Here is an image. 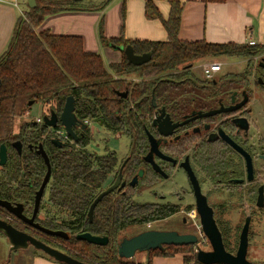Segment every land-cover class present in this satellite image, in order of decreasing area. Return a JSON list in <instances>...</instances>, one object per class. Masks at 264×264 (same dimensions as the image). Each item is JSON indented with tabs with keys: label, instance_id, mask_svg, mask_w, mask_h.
<instances>
[{
	"label": "trees",
	"instance_id": "obj_1",
	"mask_svg": "<svg viewBox=\"0 0 264 264\" xmlns=\"http://www.w3.org/2000/svg\"><path fill=\"white\" fill-rule=\"evenodd\" d=\"M111 1L103 0L98 6L78 8V3L72 0H36L34 8L19 16L9 45L0 56V147L5 144L8 148V162L0 166V199L13 204L32 203L34 191L47 173L42 156L35 150L44 145L52 166L49 184L51 204L45 207V211L61 217L62 223L55 224L51 220L41 224L48 229L67 231L73 236L70 240L51 237L60 242V250L64 249L67 254L88 264H153L154 256L174 257L177 254L184 255V264H201L196 258L195 245L167 246L164 251H151L146 263L120 258L118 249L123 233L135 226L164 221L179 213L180 206L172 203L139 204L132 194L116 191L97 205L90 221L89 209L117 167L116 154L101 157L85 152L82 148L90 140L89 133L79 140L81 149L58 148L50 142L49 128L33 120L21 124L17 133L14 131L17 121L30 113L34 104L42 103L59 113L67 99L73 97L80 120L103 122L109 132L129 136L133 151L143 133L140 124L152 113L153 97L158 106L171 113L184 112L193 99L184 100L183 93H197L200 87L207 88L211 104V99L227 84L226 77L232 76H221L219 81L217 78L200 80L192 70L196 60L238 57L252 61L264 53V45L181 40L183 3L179 0H169L171 11L168 20L158 10L156 0H145L146 17L162 21L169 34L167 41L127 40L123 36L108 39L104 34V21L100 22L98 31L103 46L130 45L138 55H152L151 62L142 66L129 64L124 52L120 63L106 66L99 53L84 49L81 37L38 31L50 15L75 10L102 11ZM205 1L221 3L225 0ZM249 65L252 67V62ZM260 70L264 72L258 68V72ZM236 76L243 80V74L233 77ZM259 76L264 81V75ZM133 78L142 81L135 82ZM119 92H128V96L121 98ZM19 141L23 143L21 154L13 146ZM219 155L221 149L218 144H211L206 175L214 182L221 176L217 164L220 159L216 161ZM132 166L136 168L138 162L134 160ZM130 167L126 172L132 176L135 170ZM0 218L14 219L1 207ZM13 224L19 229L16 223ZM219 228L225 243L226 233L221 225ZM86 232L107 236L110 241L106 246H95L75 237ZM225 247L228 250L226 243Z\"/></svg>",
	"mask_w": 264,
	"mask_h": 264
},
{
	"label": "flooded vegetation",
	"instance_id": "obj_2",
	"mask_svg": "<svg viewBox=\"0 0 264 264\" xmlns=\"http://www.w3.org/2000/svg\"><path fill=\"white\" fill-rule=\"evenodd\" d=\"M246 60L250 61L249 59H246ZM249 64L250 63L248 62V64L246 65V72L243 74L244 75L243 80L242 78H238L237 76H236L237 78L233 77L235 74L229 73L228 71L222 75L223 77L225 75L232 74V76L226 77L227 84L225 85V87H223L222 90H220L219 93L216 94L214 97L212 96L213 98L211 99L212 100L211 104L209 103V98L211 97L210 92L207 90V88H204V87H200L197 93H194L196 91L194 92L186 91L185 93L181 95L183 96L184 100H188L189 98L193 99L192 104H190L187 110L184 112L176 111V112L171 113L165 107L158 106L156 99L153 97L152 113H150L149 116L143 120V123L140 124L143 130V133H142L140 140L138 141V146L136 147L137 149L135 148L132 151L131 139L129 136L123 133H114V134H117L118 136L125 135L130 140V151H129L130 156L123 163L120 162V159H118V156H117L118 154L114 150H110L107 148L104 154L99 155V153L93 149V146H92L93 134H92L91 127L95 125H99V126H102L106 130V132H109L106 129L107 125L104 124L103 122H97V121H93L89 119L82 121L76 115L78 119V123L76 125H73L74 126L73 130L76 135V138H75L68 134L67 130L62 125L59 119L55 128L48 127L49 132H51L50 142L51 144H53L52 142L53 139H59L60 142L63 144V146H57L53 144L54 146L58 148H62V149L64 148L67 150H71L73 148L81 149L79 140L82 137H84L87 133H89L90 140L88 144L82 148L84 149L85 152L91 155L101 156V157L108 156L109 154L115 153L117 162H118L117 167L115 171L109 176L107 182L104 184L103 191L111 187L117 181L118 177L121 176V182L116 191H123L125 193L130 194V191H132V189H136L138 187L144 186L141 192L139 193L141 194L144 190L152 189L155 186H160V185L163 186L167 181H169L172 178V176L176 172L182 171L185 174L187 181H188V188L185 190H190L191 188L190 192L194 196L195 203H196V198L194 195L193 184L190 180L188 172L185 170V168L182 167V164L186 163L187 161L189 162L190 167L192 168L193 172L195 173L197 179L200 182L201 189L203 192V187H202L203 182H201L199 175L200 174L206 175V173H208L209 165H210L208 161L210 159L209 153L211 150V144H218V147H220L221 149V155L217 157L216 161L220 159V162L217 164L219 165V168L221 169L220 171L221 176L218 177L217 183L221 186H224L228 190L243 189L244 191H247V192L250 191V194H253V182L255 181V179L254 181L253 179L249 180L247 159L240 152H238L231 144L227 143L219 133V131L222 130L227 136L231 138V140H233L237 145L243 148L250 155L251 160H252V165H254V170H255L256 168L255 160L256 159L253 156V144H252L253 107L251 106V104H252L253 99H252V95H251V92L249 91V86H248L249 85L248 83L253 75H251ZM259 68L264 70V61L259 63ZM222 71H223V68H222ZM220 77L218 78V81ZM137 79L138 81H136L135 79H133V81L135 82L142 81L140 78H137ZM203 79L206 81L204 77ZM261 86H264V85H261ZM119 96L121 98H126L128 96V92H119ZM245 98L248 99L247 103L238 111H235V112L222 111L221 113L213 117L200 116V114H204L212 110H219L222 107L224 109H227L229 107L236 106L240 104L241 102H243ZM163 108L165 109L166 114L170 116L172 123L179 124L180 126V127H177L174 130V133L169 137H165L159 132L158 126H160V124L158 122L156 124L154 123V120L161 115L160 111ZM51 111H50V115H51ZM62 112L63 110L59 113L57 112L56 113L58 114V116H61ZM242 119H247L248 124L246 125V123L242 122L241 121ZM39 125L42 126L45 124L41 123ZM245 126H249L248 131L245 130ZM149 134L152 135L157 141L159 153L161 154V155H158L154 153L153 155L154 162L159 167L160 171H156L153 165L150 162L146 161L145 159L151 150V141L149 138ZM38 148L35 149L37 152H38ZM30 149H33L31 145H30ZM162 156L167 157L169 159L163 158ZM134 160L138 162V166L136 168L133 166L130 167L132 163L134 162ZM129 167L135 170V173L132 176H129V174H127L126 172V170ZM140 171L143 172V175L139 177L138 179L139 182L135 186H131V182L133 178L139 175ZM207 180L211 181L210 178H208ZM43 181H44V177H43V180L40 186L36 188L34 191V198H33L32 203H30L29 205H26L23 202V204L25 205V215H27L29 218L33 216L36 192L40 189ZM50 181L43 194L39 212L35 219V221L39 223L41 226H43L41 224L42 222L45 223L51 220L52 221L54 220L55 224L62 223L61 217L54 215L52 212L47 213L45 211V207L46 206L49 207L51 204L49 201ZM124 182H126V186L123 189H121V186ZM136 195H133L134 198L136 197ZM160 200H161L160 203H170V202H167L166 196H160ZM257 201H258V197H257ZM208 202H209V199H208ZM172 204H175V203H172ZM256 207H257V202H256ZM258 209L261 210V209H264V207L258 208ZM196 211H197V208H196ZM41 213L44 214V217L40 216ZM214 216H215V210H214ZM248 218H250L251 223H252V220L253 222L254 220H256V217H254L253 219V214H252L251 216H247L245 218V223ZM12 221H14V223L15 222L21 223L22 227H20L17 224L20 230L27 232L28 234L36 237L37 239L41 241L43 240L46 241L47 244L53 247L51 242L47 241V239L49 240L53 239L51 238V236L45 235L44 233L32 228L31 226H28L27 224L17 219H13ZM216 221H217V224L220 226V222L218 221V219H216ZM159 222H163V221H159ZM251 223H250V232H251ZM250 232H249V240H250ZM240 235H241V232L239 234V238H240Z\"/></svg>",
	"mask_w": 264,
	"mask_h": 264
},
{
	"label": "crops",
	"instance_id": "obj_3",
	"mask_svg": "<svg viewBox=\"0 0 264 264\" xmlns=\"http://www.w3.org/2000/svg\"><path fill=\"white\" fill-rule=\"evenodd\" d=\"M102 1L74 2L78 3V8H89L100 5ZM179 1L183 3L179 31L181 40L264 45V0H225L221 3H207L205 0ZM155 4L163 18L168 20L171 11L169 0H156ZM145 5V0H112L102 11H66L46 17L38 31H48L53 35L79 36L84 41V49L99 53L106 66H109L120 63L123 56L121 51L102 45L98 31L102 20L104 34L108 39L121 36L127 40L140 41L169 39L162 21L149 20L146 17ZM30 9L29 0H0V56L9 45L19 16ZM40 104L43 109L46 107ZM0 246L5 248L3 256L11 251V244L5 236H0ZM48 257L41 252L35 253L32 255L33 264H62ZM149 258V253H142L136 263H146ZM161 258H164L165 264H184L183 254L174 257L154 256L152 263L158 264L157 260ZM3 261L0 258V264Z\"/></svg>",
	"mask_w": 264,
	"mask_h": 264
},
{
	"label": "rangeland",
	"instance_id": "obj_4",
	"mask_svg": "<svg viewBox=\"0 0 264 264\" xmlns=\"http://www.w3.org/2000/svg\"><path fill=\"white\" fill-rule=\"evenodd\" d=\"M103 55V54H102ZM264 59V53L255 57L252 61H247L243 58L238 57H221L213 58L207 57L195 61V67L193 70L194 74L200 79L204 80L202 76L201 65L207 62H222L223 71L217 76V79L222 76L225 72L232 74H244L246 72V65L248 62H252L250 67L252 78L249 81V91L252 95L253 107V156L255 157V181L253 182V194L250 191H244L243 189H231L228 190L224 186L219 185L217 182L209 181L208 176L200 174L199 178L203 182V192L208 196L210 205L215 210V217L220 222L221 227L225 235V243L227 244L228 250L231 253L236 254L239 246V234L245 223V218L253 214L250 232V245L248 249L247 258L249 261L254 263L264 262V209H258L256 207L258 188L264 185V86L259 85V74L264 75V72L260 70L258 72L259 63ZM246 60V61H245ZM226 64V65H225ZM136 81L138 79L133 78ZM50 107L46 106L44 109L40 103L32 106L29 115H26L20 121H17L15 125V133L19 131L20 125L24 122H30L35 120L37 117L42 116L43 118L50 113ZM93 149L102 155L106 152V149L114 150L117 152L118 159L123 163L130 156V140L127 136H118L114 133L106 132V130L99 125L92 126ZM207 178V179H206ZM144 186L132 189L130 194L136 195L134 201L139 204L146 203H160V196H166L167 202L177 203L180 206L181 212L177 215L170 217L163 222L150 223L144 226H135L133 229H129L123 233L120 238L132 237L138 235L147 230H159V231H178L182 234H194L198 236L199 242L195 245V254L198 249L205 251H211L212 247L209 240L205 237L200 217L196 211V203L193 194L188 188V181L185 174L182 171L176 172L172 178L167 181L163 186H155L152 189L144 190L139 194ZM32 210V209H30ZM44 217V214H40ZM61 220V219H60ZM13 223V222H12ZM20 227L21 223H17ZM221 229V228H220ZM1 234V233H0ZM4 237V235H0ZM53 246L58 247L60 242L55 239H47ZM0 258H3L5 264H33L32 255L35 253H43L40 250H36L32 246L27 249H19L14 251H8L3 256L4 247L0 246ZM64 250V249H62ZM64 252H66L64 250ZM5 253V252H4ZM44 254V253H43ZM141 252H137L135 257L130 259L136 262ZM164 258L158 259V264H165ZM172 262V261H170ZM1 263V264H3Z\"/></svg>",
	"mask_w": 264,
	"mask_h": 264
},
{
	"label": "water",
	"instance_id": "obj_5",
	"mask_svg": "<svg viewBox=\"0 0 264 264\" xmlns=\"http://www.w3.org/2000/svg\"><path fill=\"white\" fill-rule=\"evenodd\" d=\"M73 1H81V0H73ZM30 8H34L36 6L35 0H29ZM114 50H118L124 52L127 57L129 64L135 66H142L151 61L152 55L150 53L138 55L135 53L134 48L132 46H111ZM264 61V59H263ZM1 83V81H0ZM259 84L264 85V81L262 78H259ZM127 95V94H126ZM247 98L240 104L224 109L223 107L219 110H212L204 114H200V116L205 117H213L222 111L225 112H235L241 109L246 103ZM30 105H33L31 103ZM161 115L154 120V123L157 122L160 124L158 126L159 132L165 136L169 137L174 133V130L177 127H180L179 124H173L171 118L168 114H166L165 109L163 108L161 111ZM60 117V118H59ZM60 119L62 125L67 130L68 134L72 137L76 138V135L73 130V125L78 123V119L75 114V100L73 97L67 99L63 112L61 116L55 111H51L50 116H45L43 119L44 124L47 127L55 128L58 120ZM242 122L248 124L247 119H242ZM249 126H245V130L248 131ZM222 138L229 144H231L238 152H240L247 159V167L249 171V180L254 181L255 179V170L254 165H252V160L250 155L239 145H237L229 136H227L222 130L219 131ZM149 138L151 141V150L145 158L146 161L150 162L156 171H160L159 167L155 164L153 155L154 153L161 155L159 153L158 144L155 138L149 134ZM53 144L57 146H63L59 139H53ZM19 152L22 153L23 143L16 142L13 145ZM38 154L42 156L47 166V173L44 177V181L40 187V189L36 192L35 196V206L33 211V216L29 218L25 215V205L23 203L13 204L9 201L0 199V207L5 209L8 213H10L15 219L31 226L32 228L44 233L45 235L51 237H58L64 240H70L73 236L63 230H52L46 227L41 226L39 223L35 221L36 216L39 212L40 204L43 198V194L45 189L51 179L52 175V167L50 163L49 156L45 151L43 145H40L38 148ZM163 158H167L162 156ZM169 159V158H167ZM8 162V148L5 144H2L0 147V166L3 167ZM182 167L188 172L190 180L193 184L194 195L196 198V208L197 213L200 217V223L202 227V231L205 237L209 240L212 250L205 251L202 249H198L196 253L197 261L201 264H264L263 263H254L248 260V249L250 245L249 240V232H250V218L246 220L245 225L241 231V235L239 238V246L236 254L229 252L224 243L223 234L217 224V221L214 216V210L209 205L207 196L202 192L201 185L199 180L197 179L195 173L189 165V162L182 164ZM143 175V172L140 171L139 175L135 176L131 182V186H135L139 181V177ZM121 182V176L118 177L117 181L101 194L97 196V198L92 203L88 217L89 220L92 221L94 211L97 205L109 194L114 193ZM126 186V182H124L121 186L123 189ZM257 207H264V185L260 186L258 190V201ZM0 233L4 235L11 244V251L19 250V249H27L30 246L35 248L36 250L42 251L45 255L54 259L55 261L62 264H88L83 261H80L66 252L52 247L51 245L46 244L45 242L37 239L36 237L24 232L13 225L10 220H5L0 218ZM78 240L85 241L89 244L95 246H106L108 245L110 239L107 236H96L91 233H81L75 236ZM199 242L198 236L194 234H182L178 231H159V230H147L138 235L132 236L130 238L125 237L119 244V256L122 259L130 260L135 257L137 252L141 253H149L151 251L161 250L164 251L167 246H188V245H197Z\"/></svg>",
	"mask_w": 264,
	"mask_h": 264
},
{
	"label": "built area",
	"instance_id": "obj_6",
	"mask_svg": "<svg viewBox=\"0 0 264 264\" xmlns=\"http://www.w3.org/2000/svg\"><path fill=\"white\" fill-rule=\"evenodd\" d=\"M222 68H223V63L218 62V61L207 62L201 65L202 75L206 80H209V81L215 80L217 76L220 74V72L222 71ZM29 114L30 113H28L27 115ZM47 116H50V113ZM43 119L44 118L42 116H39L33 121H35L38 124H41V123H44ZM12 220L13 219L11 218L10 221L12 222Z\"/></svg>",
	"mask_w": 264,
	"mask_h": 264
},
{
	"label": "bare ground",
	"instance_id": "obj_7",
	"mask_svg": "<svg viewBox=\"0 0 264 264\" xmlns=\"http://www.w3.org/2000/svg\"><path fill=\"white\" fill-rule=\"evenodd\" d=\"M226 65V64H225ZM9 220V219H8ZM12 222H14V221H12ZM14 225V224H13Z\"/></svg>",
	"mask_w": 264,
	"mask_h": 264
}]
</instances>
